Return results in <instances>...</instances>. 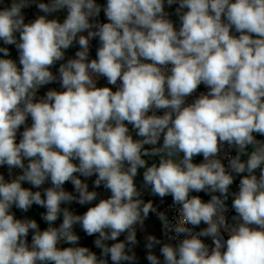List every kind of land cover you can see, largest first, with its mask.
<instances>
[{
    "label": "clouds",
    "instance_id": "obj_1",
    "mask_svg": "<svg viewBox=\"0 0 264 264\" xmlns=\"http://www.w3.org/2000/svg\"><path fill=\"white\" fill-rule=\"evenodd\" d=\"M143 261L264 264V0H0V264Z\"/></svg>",
    "mask_w": 264,
    "mask_h": 264
},
{
    "label": "crops",
    "instance_id": "obj_2",
    "mask_svg": "<svg viewBox=\"0 0 264 264\" xmlns=\"http://www.w3.org/2000/svg\"><path fill=\"white\" fill-rule=\"evenodd\" d=\"M74 51V50H73ZM71 54V52L69 53ZM13 55H15V53H13ZM67 187H71L70 185H68ZM200 195L203 196V194L201 193ZM147 198V197H146ZM206 198V196H204V199ZM79 211H84V209H78ZM35 211V209H34ZM42 211V210H40ZM147 226H148V230L151 232V231H154L155 234L159 235L160 232H159V229H160V225H159V222L156 220L155 216H150V219L146 222ZM44 225L42 224V227ZM141 243H143L142 239H141ZM140 256L143 257L144 253L141 251L140 253ZM143 264H147V261H143Z\"/></svg>",
    "mask_w": 264,
    "mask_h": 264
},
{
    "label": "built area",
    "instance_id": "obj_3",
    "mask_svg": "<svg viewBox=\"0 0 264 264\" xmlns=\"http://www.w3.org/2000/svg\"><path fill=\"white\" fill-rule=\"evenodd\" d=\"M93 55H94V51H93ZM103 81H101V83H102ZM201 91H203L204 89H203V86H201V89H200ZM206 199H208V197L206 198ZM171 203V198L169 197V198H166V200H165V203H164V205L162 206V207H164V208H166L167 207V205L168 204H170ZM234 214V213H233ZM86 244H90L91 243V239H87V240H85L84 241Z\"/></svg>",
    "mask_w": 264,
    "mask_h": 264
},
{
    "label": "rangeland",
    "instance_id": "obj_4",
    "mask_svg": "<svg viewBox=\"0 0 264 264\" xmlns=\"http://www.w3.org/2000/svg\"><path fill=\"white\" fill-rule=\"evenodd\" d=\"M102 83H104V82H102ZM200 159H202V158H199V157H198V158H197V162H198Z\"/></svg>",
    "mask_w": 264,
    "mask_h": 264
},
{
    "label": "trees",
    "instance_id": "obj_5",
    "mask_svg": "<svg viewBox=\"0 0 264 264\" xmlns=\"http://www.w3.org/2000/svg\"><path fill=\"white\" fill-rule=\"evenodd\" d=\"M206 198H207V197H206ZM206 198H205V199H206Z\"/></svg>",
    "mask_w": 264,
    "mask_h": 264
}]
</instances>
